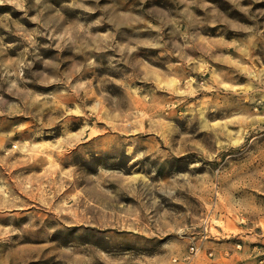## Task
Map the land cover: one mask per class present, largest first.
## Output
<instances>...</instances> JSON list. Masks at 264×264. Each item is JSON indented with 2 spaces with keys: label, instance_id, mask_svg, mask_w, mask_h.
<instances>
[{
  "label": "rangeland",
  "instance_id": "rangeland-1",
  "mask_svg": "<svg viewBox=\"0 0 264 264\" xmlns=\"http://www.w3.org/2000/svg\"><path fill=\"white\" fill-rule=\"evenodd\" d=\"M263 235L264 0H0V264Z\"/></svg>",
  "mask_w": 264,
  "mask_h": 264
},
{
  "label": "crops",
  "instance_id": "crops-1",
  "mask_svg": "<svg viewBox=\"0 0 264 264\" xmlns=\"http://www.w3.org/2000/svg\"><path fill=\"white\" fill-rule=\"evenodd\" d=\"M261 243L263 244L259 247H257V245H254L252 247H247L244 245L242 251H240L242 249L241 244L237 243L238 246L236 247L238 248H235H241L240 250H236L233 246V251L231 253L228 254V252H224V254H228L227 257H223V254L221 255V252H219L218 256L227 260L229 264H252L253 258L258 256V264H264V235L261 238ZM210 254H212V252H210ZM216 264H225V262L222 260V262H217Z\"/></svg>",
  "mask_w": 264,
  "mask_h": 264
}]
</instances>
